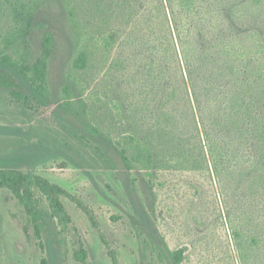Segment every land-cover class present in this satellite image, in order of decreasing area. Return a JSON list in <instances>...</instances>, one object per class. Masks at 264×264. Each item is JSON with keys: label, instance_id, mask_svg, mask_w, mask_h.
I'll return each instance as SVG.
<instances>
[{"label": "rangeland", "instance_id": "obj_1", "mask_svg": "<svg viewBox=\"0 0 264 264\" xmlns=\"http://www.w3.org/2000/svg\"><path fill=\"white\" fill-rule=\"evenodd\" d=\"M206 1L200 17L216 26L213 5L221 0ZM227 1L251 22L225 40L236 47L242 83L264 70V0ZM18 4L0 0V55L21 58L27 50L34 61L44 32L53 31L50 107L19 100L0 86V158L16 157L28 144L45 146L44 158L16 160L12 167L58 184L92 217L62 197L71 217L62 228L35 192L45 212L38 237L23 206L0 188V264H113L112 254L118 264H170L166 247L183 250L180 264H264V158L248 163L243 149L228 155L215 149L223 156L216 171L204 159L210 151L196 131L158 0H40L26 39L14 18ZM255 22L262 31H252ZM184 47L194 51L188 41ZM80 53L83 69L74 67ZM65 86L74 110L64 107ZM81 109L112 144L86 133ZM133 138L152 152L148 174L128 171L116 150L127 149ZM81 246L85 262L75 257Z\"/></svg>", "mask_w": 264, "mask_h": 264}, {"label": "trees", "instance_id": "obj_2", "mask_svg": "<svg viewBox=\"0 0 264 264\" xmlns=\"http://www.w3.org/2000/svg\"><path fill=\"white\" fill-rule=\"evenodd\" d=\"M18 1L20 5L13 8L14 18L15 21L21 22L19 34L26 39L30 37L40 0ZM206 2V0H158L168 35L176 51L181 80L190 103L196 131L205 149L210 151L204 159L213 164L212 169L216 171L217 166L223 161V156L221 153L214 155L212 152L215 149L225 150L223 153L226 155L231 149H243L242 157L245 161L257 164L264 158V153L259 152L261 147L264 151V70L245 78L242 83L239 82L240 67L237 66L239 57L236 47L231 44L229 46L225 41L227 38L234 39L242 25L251 22L237 15L234 3L221 0L219 4L213 5L212 13L217 18L216 26L204 25L206 20H203L200 14ZM64 9L68 10L67 7ZM261 26L264 28V22ZM261 26L255 22V29L250 30L258 33L257 31L263 30ZM187 41L194 51L185 49ZM54 45L53 31L46 30L41 40L40 54L34 61L27 58V50L25 51L27 55L25 53L21 58H14L8 54L0 55V86L10 89L11 94L19 100L26 102L34 98L50 107L47 68L54 52ZM222 48L228 52L223 53ZM84 66L85 54L80 53L74 59V67L83 69ZM20 87L28 91V94ZM63 91L66 97L64 107L66 110H74L68 86H65ZM84 114V109H81L80 116L84 120L83 128L86 133L92 138L111 143L105 141L100 129L86 121ZM128 145L127 149L116 148L126 169L130 171L137 167L148 174L154 160L150 149L137 142L135 138L133 142H128ZM127 152L131 157H127ZM48 153L49 150L45 146L34 143L19 149L16 157L0 158V188L10 190L23 206L34 224L38 237L45 225V212L38 207L35 192L45 199L46 214L56 220L62 228L71 222L62 197L75 201L92 217L87 207L58 184L30 171L25 172L12 167L16 160L34 163ZM234 155H229V158L232 159ZM45 246L55 261L57 255L52 241L47 240ZM166 249L170 264H180L183 261L182 249L174 251L167 247ZM75 257L85 262L86 252L82 246L75 252ZM111 258L113 264H118L114 254Z\"/></svg>", "mask_w": 264, "mask_h": 264}]
</instances>
